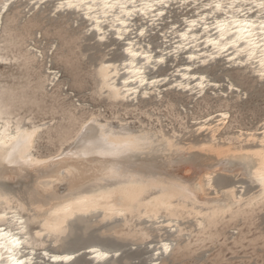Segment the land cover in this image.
Wrapping results in <instances>:
<instances>
[{
  "label": "snow or ice",
  "instance_id": "1",
  "mask_svg": "<svg viewBox=\"0 0 264 264\" xmlns=\"http://www.w3.org/2000/svg\"><path fill=\"white\" fill-rule=\"evenodd\" d=\"M10 5L11 0L0 4V17L8 12ZM172 6L171 0H59L53 15L58 12L77 14L86 22V32L96 35L102 44L115 37L113 44L127 55L123 64L102 65V70L115 67L117 71L113 76H119L121 69L128 76L122 81L123 88H117L114 80L106 78V87L101 88V93L108 91L117 101L133 99L141 93L147 98L150 91L158 94L161 90L158 86L168 83L170 77L149 78L145 72L165 64L170 56L179 57L181 52L192 62L187 67L189 73L193 65H210L218 56H226L230 62L251 68L264 80V0H178L176 7L196 10L194 19L184 18L183 28L168 20L166 13ZM136 18L142 19L137 23ZM199 29L202 31H197ZM154 34L162 38V47L147 39ZM117 41L123 43L116 44ZM6 52L7 49L0 46V66L4 68L0 72V205L4 206L0 210V264H48V261L72 259L51 255L45 239L59 243L68 219L78 212L103 209L106 219L143 213L149 220L155 216L159 223L163 209L182 207L196 212L198 217L215 220L240 208L264 206V131L259 135L249 133L248 142L255 143V147L235 152L229 148L217 153L221 157V168L251 181L250 187L254 190L247 197L245 188L239 187L204 199L202 193L216 189L211 176L203 183L194 178L205 169L187 155L190 149H180L172 140H161L144 132L134 133L124 125L112 127L97 121L94 115L86 119L68 147L62 146L58 155L51 160L38 159V138L57 131L66 121L55 117L34 120V113L17 114L4 102L5 97L15 96L20 88L15 83L14 61ZM157 52L161 54L155 55ZM39 55L42 59L43 53ZM180 72L176 70V74ZM184 79L197 80V88L203 94L209 77L185 75ZM149 85L151 88L146 87ZM172 86L189 87L183 83ZM214 86L220 87L219 84ZM228 87L231 90L233 85L229 82ZM199 130L204 131V128ZM212 138L215 140L214 134ZM199 151L214 149L204 144ZM151 152L163 155L169 164L189 169L193 182L164 181L143 172L137 167V157ZM68 159L79 163L75 166L59 163ZM57 168L63 169L62 175L66 172L77 178L80 186L63 195L55 191L43 178L52 175ZM213 171L219 172V168ZM89 185L92 194L83 195L82 188ZM157 191L160 195L155 194ZM149 195L152 199H148ZM169 227L177 231L171 224ZM199 227L204 229L205 224L201 221ZM145 238L148 237L145 235ZM159 247L168 253L172 245L162 242ZM90 251L99 258L106 259L109 255L95 248ZM154 256H161L155 246ZM153 264H159V260H154Z\"/></svg>",
  "mask_w": 264,
  "mask_h": 264
},
{
  "label": "bare ground",
  "instance_id": "2",
  "mask_svg": "<svg viewBox=\"0 0 264 264\" xmlns=\"http://www.w3.org/2000/svg\"><path fill=\"white\" fill-rule=\"evenodd\" d=\"M4 2L5 0H0V4ZM177 2L178 0H171L173 6L166 16L170 22L183 28L184 18L194 19L196 10L191 7H176ZM58 3L59 0H43V3L40 0H11L8 12L0 17V46L7 49L6 55L14 61L12 67L16 77L15 83L20 85L16 95L5 97L4 102L11 105L17 114H23L24 111L34 113V120L55 117L66 121L57 131H49L38 138V159L51 160L58 155L62 146L68 147L69 141L74 138L86 119L94 115L97 121L112 127L119 128L124 125L134 133L144 132L161 140H172L180 149H190L187 155L205 169L194 178L203 183L211 176L216 189L202 193L204 199H212L218 192L223 193L230 188L239 187L245 188V197L251 194L254 190L250 187L251 181L243 179L232 170L221 168V157L217 153L229 148L235 152L256 146L255 143L250 144L247 137L249 133L259 135L264 131V115L256 117L254 111L242 107V102L249 93L240 82L244 79L264 86V80L251 68L230 62L226 56H218L210 65H193L189 73L187 67L192 62L186 60L185 52H181L179 57L170 56L165 64L145 72L149 78L170 77L168 83L158 86L161 89L158 94L156 91H150L147 98L141 93L133 99L117 101L108 91L101 93V88L106 87V78L114 80L117 88H123L122 81L128 73L121 69L119 76H113L117 69L105 67L102 70V65L123 64L127 54L113 44L115 37L112 36L105 42L109 44V48H117L114 56L102 53L98 59L88 62L83 49L86 37L91 35V40L97 45L102 43L96 35L86 32V22L77 14L58 12L53 15ZM37 4L39 7H36ZM46 14L57 16L59 19L48 22ZM140 19L142 18H136V22L139 23ZM77 28L78 30H74ZM147 39L162 47V38L158 35H151ZM40 53H43L42 59ZM160 54L155 53L157 56ZM177 69L181 70L180 74H176ZM3 71L4 68L0 66V72ZM64 75L66 77L61 78ZM185 75L209 77V80L205 81L203 94H200L201 90L197 88L198 81L185 80ZM229 82L233 85L231 90L228 87ZM180 83L189 87L172 86ZM216 84L220 87H215ZM146 87L151 88L150 85ZM75 92L77 95L73 96ZM225 113L226 118L222 115ZM209 116L213 119L209 120ZM203 122H206V125ZM201 128H204V131H200ZM213 134L215 140L212 138ZM204 144L212 146L214 151H199ZM137 161V167L154 178L182 181L184 184L193 182L189 169L179 164H169L166 158L157 152L139 156ZM59 163L75 166L79 162L68 159ZM217 168L219 172L213 171ZM62 171L63 169L57 168L52 175L43 178L61 195L80 186L77 178L66 172L62 175ZM19 183L23 185L24 181ZM91 189V185L83 187L82 194L91 195ZM155 194L160 195L158 191ZM148 199H152V196L149 195ZM3 207L0 205V210ZM263 213L264 206L258 204L253 208H240L227 216L210 220L207 217H198L194 211L176 207L161 210L158 223L155 216L149 220L143 213L129 215L127 218L109 216L106 219L103 209L78 212L68 219L66 232L59 243L45 239L47 251L51 255L70 256L72 259L48 261V264H104L117 257L116 253H120L118 246L88 237L97 231L94 230L97 226L105 229V233L130 239L134 244H147L151 253L146 264H153L156 259L159 264H169L170 260L174 262L191 257L201 249L216 245L222 237H226L227 230H238L239 237H246V233H251L258 225ZM201 221L205 224L204 229L199 227ZM169 224L176 227L177 231L173 232ZM81 236L86 238L78 241ZM162 242L171 243L170 252H163L159 247ZM154 246L156 250L161 251L159 258L154 256ZM93 248L109 253L108 257H97L90 251ZM83 251L88 260L78 257ZM222 251L221 246V254ZM258 264H264L262 257Z\"/></svg>",
  "mask_w": 264,
  "mask_h": 264
},
{
  "label": "rangeland",
  "instance_id": "3",
  "mask_svg": "<svg viewBox=\"0 0 264 264\" xmlns=\"http://www.w3.org/2000/svg\"><path fill=\"white\" fill-rule=\"evenodd\" d=\"M48 22L59 19L57 16H50L49 14L45 15ZM74 30H78L74 29ZM155 36H157L155 34ZM157 39V37H154ZM108 43H103V50L100 47L94 45V40L91 38L85 39L83 43L84 53L87 56V61L91 62L94 59H98L100 54L108 53L111 57L116 53L117 48H109ZM105 48V50H104ZM116 51V52H115ZM66 76H62L61 78ZM240 82V81H239ZM245 88L248 89V97L245 98L242 102V107H246L251 111H254L256 117H261L264 115V86H258L252 82L246 81L244 79L240 82ZM77 95V92L73 93V96ZM231 181V180H228ZM260 226V227H259ZM101 227L97 226L96 228ZM95 228V227H94ZM100 228L99 231L103 235L102 237H108L110 233H105L104 230ZM263 232V233H262ZM93 233V232H92ZM246 237H239L238 230H227L226 237H222L216 245L206 247L204 250H199L191 257H185L173 262V260L168 261L169 264H258L260 257L264 259V213L260 216L258 225L252 230L251 233H246ZM118 240L127 241L128 248L125 249V252L129 254L142 253L141 257H138L137 261L144 260L145 264L150 258V250L148 249L147 244L140 245L134 244L130 239H122L116 235H111ZM226 239V240H225ZM222 246V254L220 249ZM85 251H83L84 253ZM223 259H222V257ZM118 261L121 259V255L118 256ZM194 257V258H193ZM221 257V258H220ZM81 260H88L86 254H83L80 257ZM185 260V261H184ZM224 261V262H223ZM181 262V263H180ZM194 262V263H193Z\"/></svg>",
  "mask_w": 264,
  "mask_h": 264
},
{
  "label": "water",
  "instance_id": "4",
  "mask_svg": "<svg viewBox=\"0 0 264 264\" xmlns=\"http://www.w3.org/2000/svg\"><path fill=\"white\" fill-rule=\"evenodd\" d=\"M86 38L87 39L91 38V35H88ZM94 45H96L99 48L103 47L102 44L101 45H97L96 42H94ZM99 229L100 228H94V230H98V231H99ZM102 235L103 234L101 232H98V233L95 232L93 235L88 236V237L101 239V240L109 242L110 244L118 246L120 248L119 255H121V259L119 261H118V256L119 255H117V257L109 259L104 264H145L144 260H141V261L139 260L138 262H136L138 257H141L142 253L129 254V253L125 252V249L128 248L127 241L118 240V239H116L115 237H112L109 234L107 235L108 237H102ZM84 238H86V237L81 236V238L79 237L78 241H80V240H82ZM83 254H85V253H81L78 257H81Z\"/></svg>",
  "mask_w": 264,
  "mask_h": 264
}]
</instances>
